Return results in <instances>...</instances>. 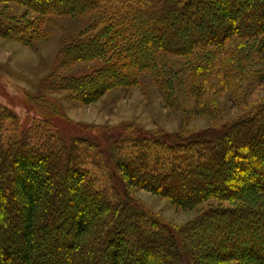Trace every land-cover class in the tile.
<instances>
[{"label":"trees","instance_id":"16d2710c","mask_svg":"<svg viewBox=\"0 0 264 264\" xmlns=\"http://www.w3.org/2000/svg\"><path fill=\"white\" fill-rule=\"evenodd\" d=\"M0 3L25 8L18 16L0 11V37L24 46H32L39 27L53 24V17L93 16L78 40L62 49L61 60L108 62L52 86L82 104L112 88L132 87L149 71L171 105L159 60L188 58L199 76L204 57L191 58L194 52L232 41L264 42V0ZM250 105L219 128L187 135L146 131L134 137L128 131L132 157L118 155L106 137L108 156L92 137L66 141L57 130L38 126L6 136L7 122H16L17 115L0 105V264H264V101ZM149 145H161L174 157L162 159ZM90 148H99L107 168L111 161L115 169L110 190L96 186L86 162ZM43 166L48 173L38 175ZM132 188L179 209L217 205L178 228L145 211Z\"/></svg>","mask_w":264,"mask_h":264},{"label":"rangeland","instance_id":"374dc122","mask_svg":"<svg viewBox=\"0 0 264 264\" xmlns=\"http://www.w3.org/2000/svg\"><path fill=\"white\" fill-rule=\"evenodd\" d=\"M4 10L17 16L25 12V8L18 5L0 3V11ZM92 19L91 14L53 17V24L44 23L39 27L32 46L0 37V105L17 115L16 122L6 123V136L13 137L31 126H38L42 131L57 130L66 141L75 136L92 137L102 144L108 156L106 137L110 139L109 146L114 142L118 155L132 157L136 151L130 143L133 138L130 132L134 137L146 131L187 135L219 128L245 114L251 108L249 104L254 106L264 101V42L260 39L232 41L220 48L194 52L191 58L204 57L201 64L205 72L199 76L193 72L197 65L188 58L168 56L159 60L160 78L167 76L165 79H169L168 86L172 90H163L171 97V105L165 103L163 92L149 71L142 72L132 87L112 88L89 104L75 101L69 92L52 86L68 76L95 73L108 62L105 58H96L64 65L61 60L62 49L78 40ZM198 88L200 91L196 93ZM30 98L34 102L28 103ZM42 101L46 106L40 104ZM124 126L128 130H123ZM149 149L162 159L174 157L162 151L161 145H149ZM88 151L86 162L96 186L110 190L116 180L111 161L108 169L99 148ZM48 171L43 166L37 173L44 175ZM37 181L40 183L39 178ZM130 193L149 214L178 228L209 206L217 205V201H207L184 210L144 190L132 188Z\"/></svg>","mask_w":264,"mask_h":264}]
</instances>
